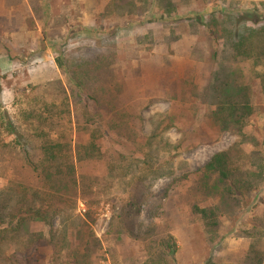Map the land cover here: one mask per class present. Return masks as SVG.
<instances>
[{"label":"trees","instance_id":"trees-1","mask_svg":"<svg viewBox=\"0 0 264 264\" xmlns=\"http://www.w3.org/2000/svg\"><path fill=\"white\" fill-rule=\"evenodd\" d=\"M2 1L4 7L22 6L27 14L23 18L24 23L30 18V21H42L44 28L49 24L47 21L51 20L49 0ZM189 1L192 0H109L99 15L98 29L93 31L97 41L91 39V42L86 37L75 39L65 44V52V45H58L59 52L54 62L65 76L67 106L70 102L74 107L78 105L82 114L80 121L78 115L75 116V131H82L85 124L90 127L94 124L96 128L95 134H89L88 142L73 144L70 134L66 137L60 132L58 121L63 114L70 115V109L58 110L54 104H45L40 113L29 110L28 118H34L37 122L33 126L32 140L20 132L16 122L2 114L4 129L13 136L15 144L21 145L19 150L25 166L30 170V176L22 182L9 179L0 185V264H45L46 253L59 255L67 249V245L69 247L67 226L75 229L88 227L92 223L90 206L83 215L74 213L78 199L84 200L85 197V179H82V184L76 174V164L92 158L95 152L104 155L101 146L95 141L105 136L103 124L106 133L108 131L115 140L123 139L126 144H132L135 153L140 155H132L122 184L128 186L134 183L137 186L144 177L156 174L153 165L159 157L162 134L170 127V124L165 128L162 125L165 119L171 123L173 118L162 114L151 117V132L143 136V141L133 143L132 140L138 135L131 133L129 136L128 131L119 129L128 120L126 118L118 123V114L121 117L122 113L118 107L119 101L106 98L105 81L111 76L114 86L119 84L114 81V57L112 60L111 54V60H107L105 55L110 45L103 39L108 41L107 35L112 30L107 29L104 21L111 18L116 21L125 16L135 18L128 20V25H159L167 32L164 37L168 42H176L184 33L197 36L201 27L211 40V60L207 62L210 67L204 83L194 85L190 80L186 84L187 80H183L180 85L192 86L194 89L189 90L191 98L200 101L205 107L204 117L208 127L213 130V133H207L205 144L218 141L224 134L237 137L238 140L230 147L215 152L196 172L195 187L201 194V201L190 205L191 212L199 217L209 237L208 241L214 243L222 238L217 233L222 226L223 216L229 220L240 217L241 220L252 210L261 209L259 214L251 217L248 225L238 226L235 236L246 240V245L241 248L236 261L222 264L264 263V196H261L260 191L264 189V120L259 122L260 138L255 135V130L247 131L250 120L259 111L253 102L251 80L257 82L264 103V0L250 2L251 8L238 6V2L234 3L236 0H221L227 8L212 10L207 17L198 13L187 14L186 10L182 11L180 17L176 12L188 5ZM77 2L71 0V5L75 6ZM237 7L240 9L237 10ZM70 9V5L62 4L50 21L51 24L66 23ZM13 21L3 22V18H0V36L6 30L12 31ZM127 22L115 23V28H126ZM146 33L148 35L145 37H153V29L148 28ZM58 38L61 43H65L61 36ZM141 39L139 37L138 41ZM246 62H249L247 74L250 81L245 79L247 74L243 63ZM108 83L111 85L110 81ZM104 108L108 116L101 112ZM155 117L157 119L154 122ZM210 134L213 136L210 137ZM243 144L250 146L248 153L240 148ZM34 154L36 156L33 158ZM246 200L251 203L246 205ZM84 203L87 206V202ZM132 205V201L127 202L125 208L129 210ZM127 210L117 214L118 218L126 216ZM32 222L43 223L47 227L46 232L31 231ZM146 239L148 249L144 264H177V241L174 235L167 233L158 236L153 227L148 226ZM81 246L82 252H76L69 264H92L94 251L101 249L100 240L92 233L85 237ZM200 264L221 263L207 258Z\"/></svg>","mask_w":264,"mask_h":264},{"label":"rangeland","instance_id":"rangeland-1","mask_svg":"<svg viewBox=\"0 0 264 264\" xmlns=\"http://www.w3.org/2000/svg\"><path fill=\"white\" fill-rule=\"evenodd\" d=\"M108 1L78 0L73 6L71 0H49L51 20L43 28L42 21H30L29 17L24 23L23 18L27 14L22 6L4 7L0 0V18H3V22L14 20L12 31L6 30L0 36V185L9 179L22 182L30 176V170L25 166L19 150L21 145L15 144L13 136L4 129L2 114L16 122L20 132L32 140L33 126L37 122L34 118H28L29 110L40 113L45 104H54L58 110L72 111L70 115L63 114L57 126L63 136L70 134L73 144L86 143L89 134L96 133L94 124L93 127L85 124L82 131H75V116L77 114L80 121L82 114L78 105L74 107L70 102L67 106L65 76L58 69L54 58L59 52L58 45L63 47L67 42L85 37L91 42V39L97 41L93 31L98 29L99 15ZM237 2L238 6L251 8L249 3L255 1L236 0L234 3ZM62 4L71 6L67 13L68 21L51 24L50 21ZM218 8L226 9L227 5L221 0H192L176 13L181 17L182 11L186 10L187 14L198 13L207 17L209 12ZM114 19L104 21L107 29L111 28L112 31L109 30L111 34L107 35L108 41L103 40L110 45L107 47L110 49L105 47V55L107 60H111V54L112 60L114 57V81L119 84L115 87L111 76L107 79L111 85L105 81L106 98L119 101L118 107L122 112L121 117L118 114L119 124L128 118L127 123L121 124L119 129L128 131L129 136L131 133L137 134L138 137L132 141L138 143L143 141L145 134L151 132V117L167 115L173 118V122L165 119L162 125V128L169 124L170 127L162 134L159 157L153 165L156 174L144 177L137 186L134 183L124 185L122 180L132 155H140L135 153L132 144H126L123 139L115 140L108 131L106 133V126L102 125L105 136L95 141L101 146L104 155L95 152L92 158L76 164V174L82 184V179H85V197L84 200L78 199L74 213L83 215L90 206L93 221L88 227L73 229L67 226L69 247L67 245V249L59 255L46 253L45 264L71 263L73 255L82 252L81 244L89 233L96 236L101 244V249L92 255V264H144L148 249V226H152L158 236L167 233L174 235L177 241V264H200L207 258L221 264L234 262L241 248L246 245V240L235 236L238 226L248 225L251 217L259 214L261 209L247 213L242 218L244 221L240 217L229 220L223 216L222 226L217 233L222 238L213 243L208 241L209 237L199 217L192 214L190 207L192 203L201 201V194L195 187L196 172L215 152L230 147L238 140L237 137L224 134L218 141L205 144L207 133H213L204 117L205 107L200 101L191 98L189 90L194 89L192 86L180 85L183 80H187L186 84L190 80L194 85L204 83L210 67L207 62L211 60L209 51L212 42L202 27L197 36L184 33L176 42H168L164 37L167 32L157 24L128 25V20L135 19L132 16ZM123 22H127L128 27L115 28V23ZM148 28L153 29L152 38L144 36L148 35ZM58 36L65 43H61ZM139 37L142 38L140 41ZM63 48L65 52L67 45ZM248 66L249 62L243 63L246 74ZM245 79L250 81L249 73ZM250 84L253 102L259 111L250 120L247 131L255 130V135L260 138L258 127L259 122L264 120V103L257 82L251 80ZM101 112L108 116L106 108ZM156 119H153L154 122ZM182 132H185L183 136ZM139 137L142 138L138 140ZM194 145V148L191 147ZM240 148L245 153L250 150L247 144ZM90 186L91 190H88ZM260 191L261 196H264V189ZM131 201L133 205L127 210L125 205ZM84 202H87V206ZM246 203L249 205L251 201L246 200ZM125 210L128 211L126 216L118 218L117 214ZM30 230L46 232L47 227L41 222H32Z\"/></svg>","mask_w":264,"mask_h":264},{"label":"crops","instance_id":"crops-1","mask_svg":"<svg viewBox=\"0 0 264 264\" xmlns=\"http://www.w3.org/2000/svg\"><path fill=\"white\" fill-rule=\"evenodd\" d=\"M251 1H256V0H251Z\"/></svg>","mask_w":264,"mask_h":264}]
</instances>
